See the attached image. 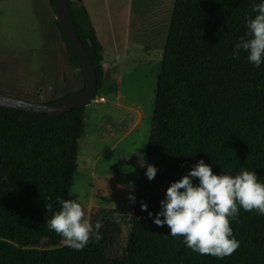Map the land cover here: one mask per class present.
Segmentation results:
<instances>
[{"label": "trees", "instance_id": "trees-1", "mask_svg": "<svg viewBox=\"0 0 264 264\" xmlns=\"http://www.w3.org/2000/svg\"><path fill=\"white\" fill-rule=\"evenodd\" d=\"M256 3L259 0H174L163 57L151 70L157 94L145 162L158 171L149 181L144 168L121 264H264V216L255 211L241 208L230 220L240 246L222 259L194 253L148 215L160 210L170 183L200 159L214 174L235 175L244 169L255 171L264 183V64L254 68L243 51L239 59L231 56L246 32V20L256 15ZM69 5L96 69L98 96L105 75L104 50L82 0H69ZM57 26L61 31L58 21ZM61 34L84 89L79 59ZM85 111L78 107L52 117L0 108V264H100L87 250L77 252L66 245L52 250L59 246L58 235L46 226L52 216L46 205L56 211L58 198L78 200L72 188L87 129ZM141 203L147 204V211L141 210Z\"/></svg>", "mask_w": 264, "mask_h": 264}, {"label": "rangeland", "instance_id": "rangeland-1", "mask_svg": "<svg viewBox=\"0 0 264 264\" xmlns=\"http://www.w3.org/2000/svg\"><path fill=\"white\" fill-rule=\"evenodd\" d=\"M173 3L82 0L104 50L105 75L86 107L72 192L85 218L102 223L101 238L83 249L100 264H121L127 254L143 183L140 160L146 161L153 129L151 70L163 57ZM82 88L50 1L0 0V94L44 104ZM58 243L51 249L65 246L59 235Z\"/></svg>", "mask_w": 264, "mask_h": 264}, {"label": "clouds", "instance_id": "clouds-1", "mask_svg": "<svg viewBox=\"0 0 264 264\" xmlns=\"http://www.w3.org/2000/svg\"><path fill=\"white\" fill-rule=\"evenodd\" d=\"M254 18L246 20V32L235 43L231 56L239 59L241 51L254 68L264 64V0L253 4ZM145 176L151 181L157 174V167L140 160ZM194 181H198L195 182ZM129 187H134L129 182ZM129 199L135 201L130 192ZM160 210L150 218L158 227H168L173 238H182L186 248L200 255L224 258L233 254L240 246L230 226V220L245 212L255 211L264 216V183L257 179L255 171L241 169L237 174H214L212 167L200 159L179 180L166 188L160 200ZM59 210L46 205L52 212L46 221L48 230L55 232L65 245L77 252L88 246L90 240L101 238L102 223L92 224L85 218L78 200H60ZM141 210L148 206L141 203ZM162 217V219H161Z\"/></svg>", "mask_w": 264, "mask_h": 264}, {"label": "water", "instance_id": "water-1", "mask_svg": "<svg viewBox=\"0 0 264 264\" xmlns=\"http://www.w3.org/2000/svg\"><path fill=\"white\" fill-rule=\"evenodd\" d=\"M53 3L61 31L68 45L78 57L83 69L86 83L85 88L54 104L36 103L0 94V108L60 117L75 108L87 107L95 100L98 90L96 69L75 28L69 0H53Z\"/></svg>", "mask_w": 264, "mask_h": 264}]
</instances>
